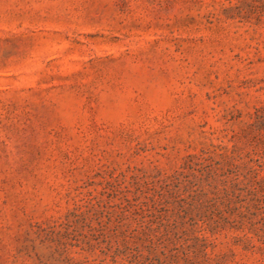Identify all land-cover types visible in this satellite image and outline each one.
<instances>
[{"label": "rangeland", "instance_id": "rangeland-1", "mask_svg": "<svg viewBox=\"0 0 264 264\" xmlns=\"http://www.w3.org/2000/svg\"><path fill=\"white\" fill-rule=\"evenodd\" d=\"M0 264H264V0H0Z\"/></svg>", "mask_w": 264, "mask_h": 264}]
</instances>
